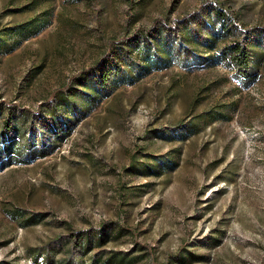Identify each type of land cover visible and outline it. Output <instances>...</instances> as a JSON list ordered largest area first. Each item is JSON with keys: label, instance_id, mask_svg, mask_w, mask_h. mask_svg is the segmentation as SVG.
<instances>
[{"label": "rangeland", "instance_id": "374dc122", "mask_svg": "<svg viewBox=\"0 0 264 264\" xmlns=\"http://www.w3.org/2000/svg\"><path fill=\"white\" fill-rule=\"evenodd\" d=\"M8 123L0 264H264V0H0Z\"/></svg>", "mask_w": 264, "mask_h": 264}, {"label": "trees", "instance_id": "16d2710c", "mask_svg": "<svg viewBox=\"0 0 264 264\" xmlns=\"http://www.w3.org/2000/svg\"><path fill=\"white\" fill-rule=\"evenodd\" d=\"M251 44H249L248 46H245V50H243V56H244V65H248L249 63V58L251 56ZM199 116V115H198ZM197 116V117H198ZM10 126L7 130H5L4 132L0 131V155L2 157L8 156L10 154H12L15 149V145H16V136L17 133H19V128L16 125H9ZM9 129L11 132H13L12 136L9 138H6V136L9 133ZM185 129L189 130L191 132H197L199 131V129L196 126V122L194 120H190L187 124H185ZM117 254V253H116ZM181 255V254H180ZM121 257H125V256H121ZM181 257H185V256H181ZM177 259V257H176ZM179 259V257H178Z\"/></svg>", "mask_w": 264, "mask_h": 264}]
</instances>
